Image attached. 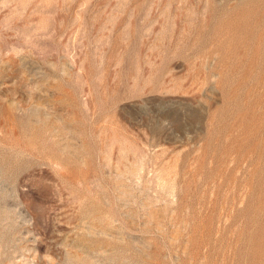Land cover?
I'll return each mask as SVG.
<instances>
[{"label": "rangeland", "instance_id": "obj_1", "mask_svg": "<svg viewBox=\"0 0 264 264\" xmlns=\"http://www.w3.org/2000/svg\"><path fill=\"white\" fill-rule=\"evenodd\" d=\"M0 264H264V0H0Z\"/></svg>", "mask_w": 264, "mask_h": 264}]
</instances>
